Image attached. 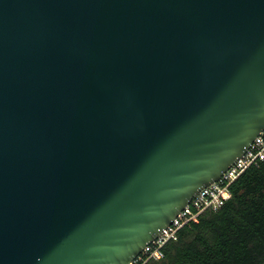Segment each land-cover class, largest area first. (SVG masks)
Instances as JSON below:
<instances>
[{"label":"water","instance_id":"95a60500","mask_svg":"<svg viewBox=\"0 0 264 264\" xmlns=\"http://www.w3.org/2000/svg\"><path fill=\"white\" fill-rule=\"evenodd\" d=\"M264 125V0H0V264H125Z\"/></svg>","mask_w":264,"mask_h":264},{"label":"trees","instance_id":"16d2710c","mask_svg":"<svg viewBox=\"0 0 264 264\" xmlns=\"http://www.w3.org/2000/svg\"><path fill=\"white\" fill-rule=\"evenodd\" d=\"M230 196L167 241L152 264H260L264 259V159L229 185Z\"/></svg>","mask_w":264,"mask_h":264},{"label":"built area","instance_id":"2783aa9c","mask_svg":"<svg viewBox=\"0 0 264 264\" xmlns=\"http://www.w3.org/2000/svg\"><path fill=\"white\" fill-rule=\"evenodd\" d=\"M264 159V125L244 151L214 181L199 187L186 203L153 237L125 264H152L163 257L167 241L175 240L183 225L205 210H215L229 198L231 182L249 165ZM264 264V259L260 262Z\"/></svg>","mask_w":264,"mask_h":264}]
</instances>
